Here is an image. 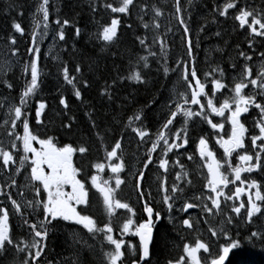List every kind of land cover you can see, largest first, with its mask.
<instances>
[{
  "label": "trees",
  "instance_id": "16d2710c",
  "mask_svg": "<svg viewBox=\"0 0 264 264\" xmlns=\"http://www.w3.org/2000/svg\"><path fill=\"white\" fill-rule=\"evenodd\" d=\"M216 2V0H181L177 5L181 11L177 13V6H172L171 2L168 4L162 2L163 5H160L158 0H133L127 14L113 13L106 7L108 3L118 7L119 0H48L47 3V24L56 29L53 37L57 44V52L56 55L49 57L42 48L38 58V67L41 72L38 87L26 106L22 107V111L28 119L30 130L39 138L52 137L58 147L70 144L77 149L86 148L84 153L76 151L73 157L74 166L81 170L78 179L85 183L89 193L88 204L78 207L77 210L93 217L100 227L108 223L109 218L105 212L103 199L92 187L90 178L96 175V168L93 165L105 164L108 161L107 152L111 151L117 140H120L121 148L117 150V155L123 158L124 169L119 176L124 182L116 192V198L121 202L129 203L134 209L136 214L133 219L136 223L145 219L142 213L143 202H148L162 216L155 226L150 258L143 264H168L169 260L175 261L183 254V244L191 242L194 245L197 238L209 244L211 256L208 258L217 256L219 245L227 241L222 235L212 237L208 229L213 228L219 233L225 212L232 215L234 219L231 225L224 224L223 227L233 239L241 241L240 245L229 253L226 264H264V216L257 214V217L249 224L243 216L233 215L229 210L230 206H223V210L218 215H208L204 212L203 205L211 206V202L207 199L209 194L206 193L204 197L199 196L200 199L183 198L187 195L185 193H198L203 190L207 183L200 169L198 144L200 138L214 137V131L209 125L202 123V118L206 116L213 120L212 116L190 118L181 132V137L176 141L181 146L173 147L167 155L163 153L164 143L159 142L152 157L153 161L147 167L143 178L145 182L151 180L154 169L152 167L159 165L160 159L168 161L167 168L171 176L169 184H175L182 190L179 192L185 194L183 197L179 194L174 196L171 211L166 209L160 201L164 194L158 195L155 192L153 199L143 194L142 200L140 194L145 193L146 190L142 189V192L136 190V181L128 187L125 178L127 166L137 170L144 167L149 154L151 155L149 149L152 143L156 141L164 122L174 110V105L167 109L165 104L175 86L176 71H179V66L176 64L179 61L177 60L179 53L180 66L187 67L190 72L189 67L192 62V68H195L198 78L207 89V98H212L214 103L216 100L211 91L213 79L221 80L226 85V90L233 89L234 84L231 82L235 78L231 73L238 70L236 65L239 61V53L247 52L248 49L245 42H241L243 33L238 32L229 19L230 10L228 9V15L221 16L216 9ZM25 3L26 0H0V43L2 40L10 43L11 38L18 36L12 27L14 21L21 25L24 32L27 29V21L23 18L27 14ZM226 3H230V0H225L222 7ZM148 9L154 13L157 9L160 11L158 25L165 26L168 30L167 35L161 33V30L154 32L150 28L144 29L142 20L145 17L142 13ZM114 17L120 20L117 34L112 41H104L101 36L103 28L110 25ZM65 19L70 21L68 25H63ZM181 19L184 21L183 25L180 23ZM57 20L60 24L56 23ZM174 25L180 26L178 28L180 34L173 35ZM185 26L188 28L187 35L184 32ZM77 28L80 30L79 35L76 33ZM61 30L64 32L63 40L58 35ZM171 35L175 37L170 39ZM22 37L20 36L16 43L18 45L21 42L23 45L20 43L21 46L14 48L18 49L16 54L25 59L31 39L26 36L28 41H25ZM140 39L145 41L146 46L141 45ZM187 41L191 44V55L186 46ZM261 43L258 42L257 47H264ZM13 45L10 44L12 47ZM77 66L80 68L79 72L76 71ZM208 66L211 68V77L208 75L209 77L205 78V73H209ZM64 67L68 69L69 78L75 77L74 83L81 92L80 99L75 97L73 86L65 81ZM213 69L216 71L214 72ZM20 70L16 68L0 77V94L12 100L11 102L16 106L20 105V97L26 82L25 79L20 80L17 76V71L20 74L23 73V65ZM221 70L223 76L220 74ZM133 72L139 73L141 79H130L129 76ZM188 77L190 80L189 74ZM253 78L258 79V84L264 82V78L262 81L257 74ZM85 81L87 87L84 86ZM249 85H251L250 82ZM252 91H254L252 94H255L256 102L264 105V95L260 94L261 89L256 87ZM61 96L66 99L67 108L60 104ZM186 97L190 101V93L186 94ZM37 101L46 103L41 113L40 123H37L35 115ZM216 107H219L218 103ZM204 111L209 113L207 107ZM137 114L140 115V120H135ZM129 117H133V121L130 122ZM259 118V109L254 105H251L249 112L241 117V123L245 125L247 131L243 150L239 153H248L254 159L259 148L253 149L250 138L252 135H259V130L255 128V122ZM22 120L23 117L20 120L21 125L16 126L17 130H21ZM66 124L71 126L65 127ZM133 128L146 130L147 135L141 140ZM185 139L186 144L183 143ZM208 143L210 150L213 151L214 144ZM260 143V141L257 142L258 145ZM22 154V150H18L14 155L15 167L19 164ZM260 155L263 160L264 152ZM189 156L191 159L188 158ZM115 159L120 162L117 158ZM108 172L105 171L103 177L114 180L117 174L111 175ZM178 173H180L179 179ZM184 173H187V176ZM256 173L254 180L259 185L261 196L264 197V167H260ZM20 179L18 177V182ZM133 198L137 201H133ZM185 201L199 205L193 208L197 216L192 215L190 218L193 224L192 229H186L182 225L185 217L179 210L182 209ZM128 214L126 210L118 209L111 218L113 234L116 238L120 235L119 229L123 220L128 218ZM39 215L38 218L41 219V214ZM47 226L48 235L44 241L46 247L42 253L44 257H40L39 264H108L104 253L112 250V247L104 240L102 233L90 234L80 226L59 221ZM73 227L79 229L76 231L89 240L87 247H92L91 252L79 245L74 247L71 243L69 232H73L72 230L75 229ZM253 231L258 233L256 237H251ZM129 241L137 246V254L133 256L126 246L122 248L125 252L123 264H130L133 259H139L137 242L134 238H130ZM203 255L208 256V254ZM203 255L201 254L202 257ZM15 262L16 260L10 261L6 256L0 260V264Z\"/></svg>",
  "mask_w": 264,
  "mask_h": 264
},
{
  "label": "snow or ice",
  "instance_id": "6c2138e0",
  "mask_svg": "<svg viewBox=\"0 0 264 264\" xmlns=\"http://www.w3.org/2000/svg\"><path fill=\"white\" fill-rule=\"evenodd\" d=\"M48 0H42V3L39 5L37 11L42 12L43 14V24L44 28H47L48 21V10L47 5ZM179 0H177V4ZM133 4V0H119V6H113V4L108 3L106 5L107 8L111 9L113 13H124L127 14L129 11V6ZM235 0H232L230 3H226L224 5V10L220 11V15L224 16L228 9L234 8ZM177 13L181 11L180 7L176 8ZM157 16L160 15V11L155 10ZM249 17H251V22L249 23ZM235 20L239 22L241 28L247 25V28L251 34L255 36L264 37V15H259L255 13V10H245L241 8L238 14L235 16ZM57 24H60V21H56ZM70 23L69 20L65 19L63 21V25H68ZM180 23L183 25V19L180 20ZM120 24V20L118 18H112L110 25L105 26L102 31V39L104 41H112L113 38L117 34L118 25ZM63 25L61 27H63ZM40 21H36L34 25V30L32 32V40L33 47L28 49L29 52L34 53V57L31 59L30 69H31V80L25 87V90L22 92L20 97V105L12 106L10 111L14 114L11 118V130L8 132L9 136H14V140L11 142V149L18 150V145L16 141H20V147H22L24 155L20 157V167H23L25 161L30 159L31 162V174L30 180L33 182H38V186H34V191L36 197L38 199H34L33 201H27L25 205L22 207L20 203H18L15 199H12L11 195H8V199L11 201L12 209L14 212L21 216L23 222L28 225L31 235L32 241L31 243H26L21 240V244L25 245V248L29 249L27 256L22 261V264H38L39 258L46 245L44 241L48 235L47 225L51 224L53 220L62 219L64 221H71L78 225H82L84 229H86L89 233L98 234L102 233L103 238L110 245L114 246V248L110 251L104 253L108 264H123V258L125 256V252L122 251V248L126 245V241L123 239L126 235H134L139 238V259H133L131 264H140L149 257V245L152 241L153 236V228L155 221H159L162 219L161 213L156 211L148 202L144 203L143 212L146 213L147 219L136 223L133 219L135 216L134 209L127 202H121V200L116 198V192L120 188L121 184L124 182L119 173L124 169L123 158L117 155V150L121 148L120 140H117L114 147H112L111 151L107 152V159L111 161L114 157L117 158L119 163L109 164L110 170L112 173L117 174L115 177V187H109L108 181L105 180L103 184L98 183V176H91V184L92 186L101 194L103 199V205L105 208L106 215L109 220L108 223L103 224L102 227L98 226L96 221L90 215L82 214L77 210L78 206L87 205L89 202V193L85 187V183L82 182L81 179H78V174L80 173V169L75 167L73 164V154L76 151L80 153H84L86 151L85 147L74 148L70 144H65L62 147H58L54 142L52 137H48L46 139H41L38 135L33 134L30 130L28 119L25 113L22 111V107L26 106L27 99L36 92L38 87V55L39 48L35 47V42L37 39V32L35 28H39ZM258 26V27H257ZM12 27L16 32L23 34V29L19 23L15 21L12 24ZM130 27V25H128ZM144 27L147 28L148 24L145 23ZM155 27H159L158 24ZM79 29H76L77 35H79ZM185 35L188 33V28L185 26L184 28ZM43 35V33H41ZM59 38L61 40L64 39V32L61 30L59 33ZM139 39V37H138ZM11 43L15 44V38H11ZM141 45H145V41L140 39ZM252 41H249V45L251 46ZM146 46V45H145ZM16 49L12 50V55H15ZM189 55H191V44L189 42ZM239 55L244 57L246 60H250L251 57L246 56L244 52H240ZM141 59H145L141 57ZM146 66V65H145ZM76 71L79 72V66L76 67ZM215 72L216 69H213ZM221 76H223V71L220 72ZM206 76L209 73L205 74ZM258 78L261 75H264V70L261 73H258ZM63 76L65 81L72 85L74 88V95L77 99L81 98V92L76 87L74 80L75 77L69 78L68 69L64 67ZM251 76V69L247 64L244 65L243 71L240 76L239 82L234 84V89H231L233 95L231 97H226L224 101L216 107L213 103L212 98L207 99V108L215 113L217 116H224L225 110L229 111V115L227 117L228 122L231 124V133L227 139L221 137L217 140V143L223 149L224 156L230 157L236 149H241L244 147V136L247 131L245 125L241 123L240 116L242 113L249 112V106L254 105L255 108L259 109V119L255 122V128L259 130V135L251 136V144L253 149L259 148V151L255 153L256 163L248 164L247 167H241L237 165L234 169H232L231 164L225 160V163H228L229 169L234 174V180H229L228 176L221 172L222 164L218 161L214 153L209 150L207 141L204 138H200L198 144V152L202 159L207 157L205 166L208 171V180L205 184V188L209 189L211 195L207 197V199L211 202V206L208 204L203 205V210L208 215H218L222 211L221 199L220 197H224L225 206H227L226 202L233 200V197L236 200H240V196L242 193L246 191L243 185L246 183L245 180L241 179V173L244 171L251 172L255 168L264 167L261 164V152H264V105L256 102L255 94L244 95L242 94V90L245 89L248 85L245 81H248V78ZM130 79L140 80L141 77L139 73L133 72L129 76ZM184 80L187 83V87L191 89V99L190 101L187 99L185 94L181 93L180 98L183 100L184 104H195L199 105V111L193 112L189 108H182L180 103L175 105L176 110L171 112L170 118L164 124V128H167L168 125L172 123L173 118L176 117L178 112H182L185 118H190L192 116H204L205 105L201 103L200 96L207 95L205 93V85L199 80L196 74L195 68L191 70V80L188 77V69L185 67ZM193 81L195 82V86H193ZM251 85L256 88L259 87L261 89V95H264V82L258 84V79L253 78L250 80ZM213 85V95L219 89L225 88L226 85L221 82L219 79L212 80ZM84 86L87 87V82H84ZM11 87V85H9ZM229 100L235 105V109L233 110ZM60 104L65 108L68 107L66 99L61 96ZM36 108V120L37 123H40V117L42 110L46 107V103L44 101H37ZM23 117V135H19L15 132V128L17 126V121L21 120ZM204 118H207L206 116ZM129 121H133V117L128 118ZM135 120H140V115L137 114L135 116ZM7 123V121L5 122ZM208 123L211 125L213 129H222L223 124L213 123L210 119ZM65 127H70V124L64 125ZM133 131L137 133V135L143 140V138L147 135L146 130H139L133 128ZM179 135L177 134L176 139H179ZM160 140H163L164 143V155H167V152L171 151L173 147L179 148L181 145L176 143V140H173L171 144H169L168 139L165 138V132L161 130L158 135L156 141L152 143V147L149 149V153L156 150L158 143ZM36 142L39 145V148L33 146V142ZM257 141H262L259 145ZM184 144L187 143L185 139L183 141ZM31 153V157L28 154ZM191 159V156L188 157ZM238 159L241 162H250L253 160V156L248 153L239 155ZM0 160H2V166L4 169H8L10 164H15L16 161L14 159L13 153L9 150H6L3 147H0ZM152 160L151 155L149 154L147 162L145 163V168L148 166ZM168 161L165 159H160L159 167L161 169H166ZM20 167L16 168V172L20 171ZM94 168L103 171L105 165L102 163H97L93 165ZM182 167V166H181ZM47 169V170H45ZM187 176V173H184ZM180 173L177 174V178L179 179ZM144 178V172L140 171L138 173V181H137V189L139 190L141 185L139 183L140 180ZM235 181H240V187H236L235 191L232 195H226L223 191V188L220 186L227 187L230 183H235ZM12 185L16 184V181L13 179L11 181ZM248 188H258L257 182L252 180L248 182ZM70 189V190H66ZM160 190L165 194L162 197L163 204L167 206V209L171 211L173 209V197L168 195V189L165 187L164 182H161ZM177 191H182L178 189V187L173 184L171 187V192L176 193ZM41 192L46 194L45 198L41 197ZM0 194H3L0 192ZM140 198L143 200V193L140 194ZM149 199H151V194H149ZM196 199H200V197H196ZM256 201H264V197L261 196L259 190L255 193V200H253L252 195H248L247 199V207L244 201H240L238 205L233 204L231 206V213H234L236 217H242L245 219L246 223H252L254 218L257 217V214L264 216V203H257ZM194 207H199V205H194L192 203H184L182 209L179 211L187 212L189 209ZM25 208H32L35 210L36 208H42L43 211V219L39 221V223H29L28 219L25 218L27 215L24 211ZM117 209H124L131 215L128 218L124 219L122 225L119 229L120 238H115L113 236V227L111 224V218L115 215ZM245 209V213H242L241 210ZM155 217V221L153 219ZM233 216L229 213H224V220L221 222V228L219 233L217 230L213 228H209L208 231L211 233V236L216 238L220 235L223 236L224 240L227 243L219 245V254L215 257H211L210 260L208 257L211 256L210 246L208 243L202 242L199 238L195 240V244L192 245L190 243L183 244V254L179 256L175 261L169 260L168 264H225V261L232 251V249L238 247L241 243L239 239H233L229 232L225 230L223 227L224 224L231 225L233 223ZM205 223L207 221L205 220ZM182 225L188 229L193 228V224L190 218H185L182 220ZM258 235L257 232H251V237H256ZM9 246L16 252H22L25 249L20 247L19 244L14 243L13 236L11 234V228L9 224V210L7 207H0V254H3L9 250ZM127 249L130 254L135 256L137 254V246L132 244L131 241L127 242ZM34 250V251H33ZM202 250V253H201ZM201 254H208L204 260L201 259Z\"/></svg>",
  "mask_w": 264,
  "mask_h": 264
},
{
  "label": "rangeland",
  "instance_id": "374dc122",
  "mask_svg": "<svg viewBox=\"0 0 264 264\" xmlns=\"http://www.w3.org/2000/svg\"><path fill=\"white\" fill-rule=\"evenodd\" d=\"M162 2H164L163 0H161ZM158 2V4H160V5H163L162 4V2ZM25 12L27 13V11L25 10ZM34 15L36 16L34 19H28V18H24L25 19V21H27V29L25 30V32L23 31V34H21V33H19V32H17V34H18V36L15 38V40H16V42H17V40H18V38L21 36H23L22 38H25V41H28V40H26V38L28 37V38H30L31 39V44H30V46L28 47V49L30 48V47H33L34 45H33V40H32V32H33V30H34V25H35V23H36V21H40V26H39V28H35V31L37 32V39H36V42H35V47H38L39 48V55H38V58H39V56L41 55V50H42V48H44L45 49V52H46V54L49 56V57H51V56H54V55H56V52H57V50H56V46H57V44H56V42H55V38L53 37V35L56 33V29L54 28V27H52L51 25H49V24H47V28L45 29L44 28V24H43V14H42V12H41V15L37 12V13H34ZM142 16L143 17H145V19L144 20H142L143 21V24H145V23H147L148 24V27L147 28H150L152 31H154V32H158L160 29L159 28H157V27H155V25L156 24H158V17H160V15L159 16H157L156 15V13H154L153 11H151V10H149L148 9V11L147 10H145L143 13H142ZM27 19V20H26ZM145 20H147V21H145ZM246 26V25H245ZM258 27V26H257ZM22 28V27H21ZM144 29H146L145 27H144ZM240 29V28H239ZM161 33H165L166 35L168 34L167 32H168V30H166V29H164V28H162V26H161ZM41 33H43V35H41ZM173 34V33H172ZM27 37H26V36ZM174 35V34H173ZM173 35H171V38L170 39H173L174 37H173ZM10 44H11V42L9 43V42H3V40H2V42L0 43V77L3 75V74H8V73H10V72H12V71H14L16 68H18V70L19 71H21L20 69H21V67H22V65L24 66V70H23V73L22 74H20L19 73V71H17L18 72V74H17V76H19V78H20V80H22V78L23 79H25L26 80V82H25V86H24V90H25V87H26V85L28 84V83H30V80H31V69H30V63H31V59L34 57V53H32V52H29L28 51V49H27V55H26V57H25V59L24 58H22L19 54H15V55H12V50L13 49H16V52H18V49L17 48H14L15 46H17V47H19V46H21L20 45V43L17 45V43H15L14 45H13V47L12 46H10ZM23 45V44H22ZM24 45H25V42H24ZM177 60H179L178 62H176V64L179 66V71H176V79L174 80L175 81V86L173 87V89H172V92H171V97L166 101V107H167V109H169L170 108V106L171 105H176L177 103H180L181 104V102L183 103V100L180 98V94L181 93H183V94H185V96H186V94H189L190 93V91H191V89H189L188 87H187V83H186V81L184 80V74H185V67H181L180 66V61H181V58H180V53H179V55H178V59ZM255 65V64H254ZM21 66V67H20ZM209 67V66H208ZM255 68H256V70L253 72L252 70H251V76L248 78V81H245L246 83H247V87L245 88V89H243L242 90V94H244V95H249V94H252V92H254V91H252V90H254V88L251 86V85H249V82H250V80L255 76V74H258V73H261L262 72V70H264V65H262L261 64V66L259 67L258 65H255ZM208 70H209V76L211 77V68L209 67L208 68ZM242 71L243 70H241V71H236V72H233V73H231V75H233V77H235V79H234V81L233 82H231L232 84H235L236 82H239V80H240V76H241V73H242ZM254 73V74H253ZM188 74H189V72H188ZM206 74V73H205ZM253 75V76H252ZM40 76H41V72H40V68L38 67V81H39V79H40ZM205 76V78H208L209 76L207 75H204ZM18 78V77H17ZM260 78L262 79V81H263V78H264V75H261L260 76ZM211 89L213 90V85L211 86ZM227 88L225 87V88H222V89H219V90H217L216 92H215V95H213V97H214V100H216V103H218L219 105H220V103H222L223 101H224V99L226 98V97H231L232 95H233V92L232 91H229V90H226ZM233 89H234V86H233ZM260 89V88H259ZM37 90V89H36ZM211 90V91H212ZM35 94V93H34ZM212 94H213V91H212ZM32 96V95H31ZM31 96L27 99V103H28V101L30 100V98H31ZM12 100H9L8 98H6V97H4V96H2L1 94H0V116L2 115V117H3V124H5L6 125V127H9V129L11 130V118L13 117V113L10 111V109H11V107L12 106H14V105H16L15 103H12L11 102ZM20 102V101H19ZM216 103H215V105H216ZM229 103H230V105H232L233 106V110L235 109V105L231 102V100H229ZM184 106H185V104H184ZM187 107V106H186ZM192 111V110H191ZM193 117V116H192ZM192 117H190V118H192ZM203 119V118H202ZM223 119H225V117H223V118H221L220 119V122L223 120ZM7 121V123H5ZM186 123H187V120H185V119H183V118H181V120L175 125V126H177L178 128H181V130L180 131H182L184 128L183 127H185V125H186ZM223 123V122H222ZM18 124H20L21 125V122H20V120H18L17 121V125ZM173 122L170 124V125H168V127L167 128H165V131H167V130H169V128H171L172 126H173ZM231 126V125H230ZM21 127V126H20ZM17 128V127H16ZM15 128V132L17 133V134H19V135H23V126H22V128H21V130H17ZM5 132H3V131H1L0 130V147H3V148H5L6 150H9V151H11L12 153H13V156L14 155H16L17 154V152H18V150L19 151H21L22 150V147H20V141H16V143H17V145H18V150H13V149H11V142L14 140V136H10V138L8 137H4L3 136V134H4ZM257 142H259V141H257ZM260 142H262V141H260ZM33 146H35V147H37V148H39V145L34 141L33 142ZM21 149V150H20ZM243 149L241 148V149H236V154L238 153V156H236V155H234V157H236V160H235V162H236V166L237 165H239V166H241L242 168L243 167H247V165L249 164V162H241L239 159H238V157H239V155H242V154H245V153H239V152H241ZM22 152H23V150H22ZM20 153V152H19ZM22 155H24V153L22 154ZM28 156L29 157H31V153H29L28 154ZM264 160V159H263ZM29 161V165H30V168H29V170H30V172L28 173V176H26L24 179L23 178H21L20 179V181L18 182L17 180H16V184L15 185H12L11 184V181L14 179V177L9 173V169H10V165H9V168L8 169H4L3 168V166H2V160H0V179H1V181H0V192H4V190H5V188H7V187H9V185H10V187H11V189H12V191H13V193H12V199H15L18 203H20L21 205H22V207L25 205V203L27 202V201H33L34 199H38L37 197H36V194H35V191H34V186H38V182H33V181H31L30 180V174H31V162H30V159L28 160ZM28 161H25V163H24V165H23V167L27 164L28 165ZM112 163H119L116 159H115V157L111 160V161H107L104 165H105V167H104V169H103V171H101V170H98V169H95L96 171V175L98 176V183H101V184H103V182L105 181V180H107L108 181V185L107 186H109V187H115V179L114 180H108L107 178H104L103 177V174H104V172L105 171H109L108 173H110L111 175H113L114 173H112L111 172V170H110V167H109V164H112ZM19 164H20V160H19ZM235 166V167H236ZM13 170V169H12ZM45 170H47V169H45ZM229 170V169H228ZM5 171H8V176H6V172ZM17 173L18 172H15V175L17 176ZM114 175H116V174H114ZM249 175H250V173H248L247 171H244V172H242L241 173V179L242 180H245L246 181V178L248 179V181H246V183L243 185V187L246 189V191L244 192V193H242L241 194V196H240V200H236V198L235 197H233V200H231V201H227L226 202V204H227V206H230L229 207V210H231V206L233 205V204H236V205H238L239 203H240V201L242 200V201H244L245 202V204H246V207H247V199H248V195L249 194H251L252 195V198H253V200H255V193L257 192V190H259V192H260V189H259V185H258V183H257V185H258V188H251V189H249L248 188V182H251L252 180H251V177H249ZM228 178H229V180L231 181V180H234V174H233V172L232 171H230V173H229V175H228ZM23 179V180H22ZM15 180V179H14ZM19 184V185H18ZM236 185V187H240L241 185H240V181H235V183H230L229 184V186H231V190H230V194L229 195H232V193L235 191V188L236 187H234L233 185ZM123 185V183L121 184V186ZM148 185H150V187H148V188H155V182H153V181H150L149 182V184ZM121 186H120V188H121ZM93 187V186H92ZM94 188V187H93ZM119 188V189H120ZM95 189V188H94ZM118 189V190H119ZM66 190H69V189H66ZM96 190V189H95ZM117 190V191H118ZM97 191V190H96ZM98 192V191H97ZM153 191H151V193H152ZM165 194V193H164ZM226 194V193H225ZM260 194H261V192H260ZM101 195V194H100ZM145 195V194H144ZM226 195H228V194H226ZM146 196V195H145ZM46 197V194L45 193H43V192H41V197L40 198H45ZM102 197V196H101ZM147 197V196H146ZM174 199V198H173ZM220 199H221V201H222V203H221V206H223V204H224V206H225V201H224V197L222 196V197H220ZM137 201V200H136ZM160 201H162V203H163V200L161 199ZM257 203H261L262 201H256ZM229 203H231V205H229ZM0 206H6L5 205V201H3L2 199H0ZM9 206H10V204H8ZM82 206V205H81ZM78 207H80V206H78ZM164 207L167 209V206L166 205H164ZM41 209V220L43 219V211H42V208H36V210L38 211V210H40ZM118 210V209H117ZM116 210V211H117ZM120 211H125L124 209H119ZM24 211H25V213L26 214H28L29 215V212H32V213H34V210L32 209V208H25L24 209ZM241 212L243 213H245V209H242L241 210ZM12 213H14V218H15V216H16V213L14 212V210L12 209ZM202 215L203 214H205V213H201ZM233 215H235L234 213H232ZM34 216H35V213L33 214ZM131 214L129 213L128 214V216H130ZM20 216V215H19ZM197 216V215H196ZM195 216V217H196ZM199 216V215H198ZM36 217V216H35ZM34 220H38V222H39V218L38 217H36V218H34ZM54 221V220H53ZM52 221V222H53ZM57 221H59V222H63L64 224H67V222H69V221H64V220H62V219H57L56 221H54V222H57ZM71 222V221H70ZM76 224V223H75ZM49 225V224H48ZM29 228V227H28ZM86 230V229H85ZM86 232H88L87 230H86ZM89 233V232H88ZM69 240L71 241V243L74 245V247L75 246H81L83 249H85L86 251H88V252H91V250H93L92 249V247H87L89 244H88V242H89V240L88 239H86L85 237H84V235H82L81 233H79L78 231H76V232H69ZM91 234V233H90ZM113 236H114V234H113ZM115 237V236H114ZM132 237H134V235H131V234H129V235H126V236H124L123 237V239L126 241V245H127V242L129 241V239L130 238H132ZM89 238H91V237H89ZM116 238V237H115ZM117 238H120V235H118V237ZM31 239H28L27 240V243H31ZM107 242V241H106ZM107 244H109L108 242H107ZM110 245V244H109ZM125 245V246H126ZM111 247H112V249L114 248V246H112V245H110ZM124 246V247H125ZM127 248V247H126ZM218 252H219V249H218ZM219 254V253H218ZM205 255H203V257L201 256V259L202 260H204L205 259ZM209 260H210V258H208ZM118 264H120V262H118Z\"/></svg>",
  "mask_w": 264,
  "mask_h": 264
},
{
  "label": "flooded vegetation",
  "instance_id": "af4514ba",
  "mask_svg": "<svg viewBox=\"0 0 264 264\" xmlns=\"http://www.w3.org/2000/svg\"><path fill=\"white\" fill-rule=\"evenodd\" d=\"M159 1H161V0H158V2ZM163 1L165 3H167V4L171 2L172 6H177L181 2V0H179V3L177 4V0H163ZM216 1H217L216 2L217 11L220 12V11L224 10V7H222L223 6L222 4L225 2V0H216ZM230 2H232V0H230ZM41 3H42V0H26V3L24 4V6H25V10L27 11V14L24 15L23 18H28V19H31V20L34 19L36 17L34 15V13L38 12L37 9H38V7H39V5ZM235 5L236 6L234 8L229 9L230 10L229 19H230L231 22L234 23L235 29L238 32H242L243 33L242 36H241V42L242 41L245 42V46L248 49V51L244 52V53L246 54V56L251 57L250 60H246L244 57L239 56V58H238L239 61H238V64L236 65V67L238 68L237 71L243 70L245 64H247L248 67L252 71H255L256 70L255 65H258L259 67L261 66V64L264 65V47H262V48L257 47V43L258 42L259 43L262 42L261 44L264 45V37L255 36L254 34H251L249 32L248 28H247V25L245 27L241 28L240 25H239V22L235 20V16L238 14V12H239V10L241 8H243L245 10H249V11L255 10V13H257L259 15H264V0H235ZM46 7H47V10H48V6L47 5H46ZM38 13L41 15V12H38ZM225 15H228V10H227ZM250 22H251V17H249V23ZM179 27H180L179 25H177V26L174 25L173 26L174 35L175 34H180L179 29H178ZM158 28L161 30L160 26ZM162 28H164V26ZM249 40L252 41L251 46L249 45V42H248ZM206 94H207V89H206ZM207 97H208L207 95L206 96L204 95L203 97H201V103L204 104L205 107H207V99H208ZM214 102L215 101H213V103ZM214 105H215V103H214ZM193 112H196V111H193ZM229 114L230 113H229V111L227 109L225 110L224 116H217L215 113H212L210 110H209V113L208 112L205 113V111H204V115H207L208 117L212 116L214 119L211 120L210 118H203V122H202L203 125H209L211 130L214 131V137H210V138L206 137L204 139L206 141L214 144V150L213 151L211 150V151L214 153L215 158L218 161H220L221 164H222L221 172L226 174L227 176L229 175L231 170L228 167V163H225V160H227L231 164L232 169H234L235 166H236V162H235L236 157H234V155H236V150L233 151V153H232V155L230 157L226 158L224 156L223 149L217 143V140L220 139L221 137H223L224 139H227L228 136L231 133V126H230L231 124L227 120V117H228ZM245 114L246 113H242L241 114L240 120H241V117L243 115H245ZM198 117H200V116H198ZM223 117H225V119H223L220 122V119L223 118ZM2 119H3V117L0 116V128H2V125H3V122H4ZM209 119L212 122H214V123L223 124V128L222 129H213L211 127V125L208 123ZM179 121L180 120L176 116L175 118H173L172 122L174 124H173V126L171 128H169V130L165 131L164 127L161 128L165 132V138L168 139L169 144H171L173 142V140L177 141V139H176L177 134L179 135V137H181V132H183L184 129L182 131H180L181 128H178L177 126H175ZM166 122H164V124ZM183 128H185V127H183ZM244 137H246V133H245ZM159 142H163V140H160ZM208 142H207V144H208V148L210 150L211 148H210ZM156 150H157V148H156ZM155 151L151 152V157H153V154H154ZM200 159H201V162H200L201 163V167H200V169H201V172L203 173L202 174L203 175V179H206V181H207L208 178H209L208 177L207 167L205 166L207 157H205L204 159H202L200 157ZM152 161L153 160H151V162L148 163V166L151 165ZM250 163L254 164V163H256V160L253 158V160L250 161L249 164ZM261 164H264L263 160H261ZM11 167L13 168V170L11 169ZM17 167H20V164H18V165L16 164V167H15V164H10V169H9V173L14 177L15 181L16 180L18 181V177L24 179L26 176H28V173L30 172V170H29V168H30L29 161H28V165L26 164L24 167H20V171L17 173V176H16L15 172H16V168ZM147 167L145 168V166H144L142 169H139V170H137L136 168L132 167V170H134V177L133 178L134 179L137 178L138 177V173L140 171H143L144 175H145ZM167 167H168V165H166V169H167L166 171H165V169H161L159 167V165H156V166L152 167V168H154L153 169L154 173L152 172L151 180L153 182H155V186H156L155 189H156V193L158 195L164 194V192H162L160 190L161 182H164L165 187L169 190L168 191V195L172 196L173 198H174V196H177V194H179V196L181 195L182 197H183V195L187 194V195H185V197H183L184 199L192 198V197H199V196H203L204 197V196H206V193L211 195L210 190L206 189L205 187L203 188V190L199 191L198 193L192 192V193L183 194V193H180L179 191H177L176 193H172L171 192L172 185L169 184L171 176H170V173L168 172V168ZM258 170H259V168H255L251 172H248V173H250L249 177H251V180H254V177H256V174H257L256 172H258ZM22 171H24V172L21 174ZM5 172H6V176H8V174H9L8 171H5ZM20 174H21V176H19ZM151 180H149V182ZM246 181H248L247 178H246ZM149 182H145L142 179L140 185H142V183L143 184H149ZM233 186L236 187L235 184ZM220 187L223 188L224 193L230 194L231 186L228 185L227 187H224V186H220ZM136 190H138V189H136ZM138 191H141V190H138ZM2 193L3 194H0V199L5 201V205L6 206H0V207H7L8 210H9V224H10V228H11V234H12L13 239H14V243L21 242V240H23V241H25L27 243L28 239L32 240V238H33L32 235H31L30 229L28 228V225L23 222V219L21 218V216L16 214V216L14 218V213H12L11 201L8 199V195H11V197H12V194H9L7 192H2ZM143 203H145V202H143ZM184 203H186V201ZM187 203H190V202L188 201ZM221 203H222V201H221ZM8 204H10V206ZM223 206H224V204H223ZM194 210L195 209L192 208V209H189L187 212H184V211H181V212H182V214L184 215L185 218H191L192 215H194V217L197 215V213H195ZM222 210H223V208H222ZM34 213H35V210H34ZM40 213H41V211H40ZM32 214H33L32 212H29V215L27 214L25 216V218L28 219V221L30 220L31 223L32 222L33 223H39L38 220H34ZM144 216H145V214H144ZM36 217H39V216L37 215ZM144 218H146V216ZM153 219L155 220V217H153ZM40 220L41 219H39V221ZM54 221H56V220H54ZM67 224H69V225L73 224V225H76V226H80L83 229L82 225L75 224L74 222H70L69 221V222H67ZM49 226H50V224H49ZM155 226H156V224H155ZM155 226H154V228H155ZM73 228H75L74 230H72L73 232H76V230H79L76 227H73ZM153 238H154V234H153ZM188 243L191 244V242H188ZM20 247L24 248L25 250L22 251V252H16L14 249H12V246H9V250L7 252H5L3 254H0V260H1V258L6 256V258L9 259L10 261H15L16 260V262L14 264H19V262H21V264H22V261L27 256L29 249L25 248L24 244H22ZM201 253H202V250H201ZM41 257H44V254H42ZM20 259H22V261H19ZM38 264H39V261H38Z\"/></svg>",
  "mask_w": 264,
  "mask_h": 264
},
{
  "label": "bare ground",
  "instance_id": "6f19581e",
  "mask_svg": "<svg viewBox=\"0 0 264 264\" xmlns=\"http://www.w3.org/2000/svg\"><path fill=\"white\" fill-rule=\"evenodd\" d=\"M173 18V17H172ZM21 43V42H20ZM22 44V43H21ZM16 54V53H15ZM134 177V170H132V167H128L127 166V168L125 169V178H126V181H127V184H128V187L129 186H131V183L133 182V181H136L137 180V178H133ZM19 185V184H18ZM150 186V185H148V184H143V185H141V187H140V189L139 190H141V192H142V189H144V190H146L145 191V193H143V194H145L148 198H149V194H151V199H153L154 198V195H155V192H156V186H155V188H148V187ZM147 187V188H146ZM151 191H153L152 193H151ZM4 192H7V193H9V194H12L13 193V191H12V189H11V187H10V185H9V187H7V188H5V190H4ZM133 201H136V199L135 198H133ZM40 211H41V209L40 210H36L35 209V216H40L39 214H41L40 213ZM34 214V213H33ZM32 214V216H33V218H35V216ZM29 223H31L30 222V220H29ZM15 244H19L20 246L22 245L20 242H18V243H15ZM13 249V248H12Z\"/></svg>",
  "mask_w": 264,
  "mask_h": 264
},
{
  "label": "water",
  "instance_id": "95a60500",
  "mask_svg": "<svg viewBox=\"0 0 264 264\" xmlns=\"http://www.w3.org/2000/svg\"><path fill=\"white\" fill-rule=\"evenodd\" d=\"M193 86H195V82L193 81ZM202 96V95H201ZM200 96V97H201ZM191 104V103H190ZM192 106H196L195 104H192ZM197 106H199V105H197ZM141 181V180H140ZM147 218V217H146ZM135 238H137V241H138V243H139V238L138 237H135ZM152 241H153V236H152ZM152 241H151V243H150V245H149V248H151V245H152ZM149 251H150V249H149ZM147 260H149V257L148 258H146V260L145 261H143V262H140V264H143L144 262H146ZM227 260V259H226ZM225 264H226V261H225Z\"/></svg>",
  "mask_w": 264,
  "mask_h": 264
}]
</instances>
